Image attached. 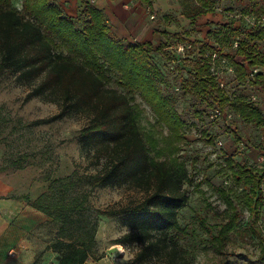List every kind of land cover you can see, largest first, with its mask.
<instances>
[{
	"label": "trees",
	"instance_id": "trees-1",
	"mask_svg": "<svg viewBox=\"0 0 264 264\" xmlns=\"http://www.w3.org/2000/svg\"><path fill=\"white\" fill-rule=\"evenodd\" d=\"M12 1L0 0V74L9 72L25 82L41 78L24 99L46 97L60 104L57 114L31 124L51 123L73 111L86 113L89 122L80 130L79 141L83 150L93 153L98 162H102L98 173L51 179L48 185L50 193H41L34 201L27 198L30 206L58 225L56 239L47 241V247L57 254L55 264H86L95 241L97 221L87 226H76L70 215L87 209L92 189L125 184L141 189L146 196L142 202L128 209L100 211L107 216H126L130 231L116 243H142V250L137 255L140 261L154 253L166 264H193L186 251L171 239V231L178 224V212L187 202L183 189V185L190 182L187 168L178 158L152 160L138 127L136 106L124 92L107 86L103 76L105 72L116 74L115 82L128 93H138L151 106L157 121L165 123L171 133L177 131V140H182L184 120L175 108L178 97L165 91L169 83L152 56L153 44L149 41L133 43L117 37L104 11L88 3L83 4L77 15L72 17L56 0H21L26 14L15 8ZM141 1L151 15L152 1ZM179 1L181 15L191 23L217 9V0ZM233 1L237 5L242 2L229 0ZM253 2L245 4L239 15L231 16L220 25L217 46H201L202 50H217L229 59L241 55L248 59L250 65H264V48L260 46L264 43V26L247 22L245 27L242 25L247 14L264 17V0ZM226 10L233 11L234 8L227 6ZM160 18L163 25L155 31L161 41L155 50L172 58L171 50L167 49L174 45L173 40L183 44L185 39L177 33L171 35L165 29L173 22L178 23L174 16L163 13ZM235 37L239 43L233 49ZM82 54L92 59L93 64L83 60ZM173 57L176 56L173 54ZM193 57L196 58L187 78L178 69L176 82L181 91L180 98L190 97L198 103L230 108L243 120L264 128L259 109L242 95L230 98L224 89L219 88L202 58L198 59L197 53ZM101 58L106 67L98 63ZM236 70L243 78L245 71L242 66L236 65ZM262 83L264 78L259 77L257 85ZM202 135V140L213 141V136L208 133ZM258 145L264 148V142ZM21 160L16 159L0 167V172L6 167L21 168ZM226 162L252 217L247 233L257 239L258 259L264 263V230L258 225L264 207V168L236 163L232 166L231 158H226ZM221 192L227 198L228 207L234 210L229 192L224 189ZM237 217L233 211L219 227V234L215 237L220 242L225 244L229 234L238 230ZM37 262L36 257L33 264Z\"/></svg>",
	"mask_w": 264,
	"mask_h": 264
},
{
	"label": "rangeland",
	"instance_id": "rangeland-1",
	"mask_svg": "<svg viewBox=\"0 0 264 264\" xmlns=\"http://www.w3.org/2000/svg\"><path fill=\"white\" fill-rule=\"evenodd\" d=\"M253 1L242 0L241 3L238 2L241 5H237L234 1L217 0L215 12L207 13L191 23L181 15V2L168 0V7L164 8V11L159 10L156 19L153 18L155 21L158 19V26H162L161 14L174 16L178 23L173 22L165 29L171 35L177 33L185 39L183 44L180 43L181 46L191 43L190 49L183 46V51H178L176 47L179 43L176 39L173 40L174 45L167 49L171 50L169 53L172 58L155 50L159 43L153 45L152 52L154 60L169 83L165 89L166 93H173L178 97L175 108L184 120L182 140H177V131L171 133L165 123L157 121L151 106L141 99L138 93H128L117 84L116 74L105 72L103 75L107 86L124 92L136 106L138 127L147 142L152 160L178 158L187 168L190 182L183 185L187 202L178 212V224L171 231V239L186 251L193 264H264L258 259L257 239L247 233L248 223L252 222L250 211L244 204L241 188L231 178L232 170L226 162V158H231L232 166L236 163L251 168H264V162L258 158L259 151L264 150L258 145L259 142H264V128L255 122L243 120L233 112V124L249 145L245 152L239 153L231 144L233 138L223 122L214 123L208 120L207 111L212 106L198 103L190 97L180 98L181 91L176 82L178 69L183 77L190 75L196 50L208 45L217 46V30L220 25L231 16L239 15V10L244 8L245 4H253ZM12 4L22 14H26L22 9L21 0H13ZM157 4L162 8L164 3L157 0ZM227 6L234 10H226ZM242 25L245 27L246 21ZM260 44L264 48V43ZM173 54L176 57H173ZM81 56L83 60L93 64L92 59L83 54ZM98 63L107 66L102 58ZM179 64L181 66L176 68ZM222 70L223 79L227 81L230 91L244 97L251 93L249 88L237 84L233 75L224 68ZM40 80L41 78H38L25 82L9 72L0 74V167L7 166L13 160L23 159L21 168L6 167L0 172L4 185L3 196H16L23 199L27 205L28 200L34 201L41 193H50L48 185L51 179L60 180L71 174H95L102 169V162H98L93 153L83 150L79 141L80 130L89 122L86 113L73 111L51 123L31 124L35 120L57 114L60 109L58 102L46 97L24 99L27 92ZM206 133L213 136L211 143L201 139L202 134ZM219 141L223 146H218ZM221 189L229 192L234 210L228 207L227 198ZM145 196L144 191L127 184L96 187L91 190L87 209L82 213L70 215L76 226H87L97 221L95 241L89 250L86 264H166L154 253L142 261L137 260V255L143 247L142 243H116L117 239L130 231L126 216L100 214V211L131 208L142 202ZM233 211L238 215V230L232 231L224 244L215 236L219 234V227L227 221ZM45 217L48 218L49 225L44 230L40 226L32 231L42 241L53 242L58 225L50 217ZM258 225L264 230V207ZM36 256L38 261L44 257L46 264L56 263L57 254L48 247L42 252L37 251Z\"/></svg>",
	"mask_w": 264,
	"mask_h": 264
},
{
	"label": "crops",
	"instance_id": "crops-1",
	"mask_svg": "<svg viewBox=\"0 0 264 264\" xmlns=\"http://www.w3.org/2000/svg\"><path fill=\"white\" fill-rule=\"evenodd\" d=\"M151 1L152 14L156 19L157 12L168 7V0H161L164 3L162 8L158 6L157 0ZM86 3L104 11L117 37L133 43L149 41L153 45L161 41L160 35L155 31L159 27L158 19H150L149 9L141 0L58 1L65 13L72 17ZM3 186L0 176V264H33L37 251H44L48 244L47 241L37 238L33 231L40 226L44 230L49 225V220L47 221L48 218L42 212L27 205L23 199L3 196ZM11 249L15 250L13 255L9 254ZM37 264H46L45 258H41Z\"/></svg>",
	"mask_w": 264,
	"mask_h": 264
},
{
	"label": "built area",
	"instance_id": "built-area-1",
	"mask_svg": "<svg viewBox=\"0 0 264 264\" xmlns=\"http://www.w3.org/2000/svg\"><path fill=\"white\" fill-rule=\"evenodd\" d=\"M155 18L153 14L150 15V19ZM244 19L250 25L259 24L264 26V17H258L256 15H245ZM239 43L238 37H235L232 40V48H237ZM177 46L178 51H183L184 47L186 49L191 48V44L181 46L180 43ZM197 58H202V61L205 62L209 67V73L214 76L219 88L224 89L226 94L230 98H234L239 94L234 93L229 90V85L227 81H224L223 70L224 68L229 74L233 75V79L237 84L245 86L251 90V93L246 96V100L249 104H252L255 108L259 109L262 120H264V83L257 85V79L259 77L264 78V65H250L245 56L235 55L232 59L221 55L217 50H210L206 48L202 50L201 48L197 49ZM236 65L242 66L245 71L244 77L240 78L236 70ZM234 110L230 108H220L219 106L213 104L207 111V117L210 122L221 121L230 131V135L233 138L231 144L239 152L243 153L248 148L247 140L238 133V129L233 124L235 119ZM218 146H223V143L219 141ZM259 159L264 162V150L259 151ZM9 254H14V249L9 251Z\"/></svg>",
	"mask_w": 264,
	"mask_h": 264
}]
</instances>
